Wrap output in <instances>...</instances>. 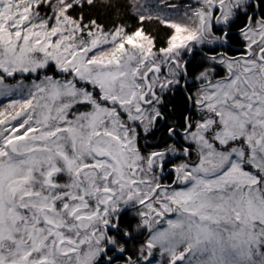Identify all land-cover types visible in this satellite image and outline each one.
Returning <instances> with one entry per match:
<instances>
[{
	"label": "snow or ice",
	"instance_id": "snow-or-ice-1",
	"mask_svg": "<svg viewBox=\"0 0 264 264\" xmlns=\"http://www.w3.org/2000/svg\"><path fill=\"white\" fill-rule=\"evenodd\" d=\"M0 98V264H264V0H0Z\"/></svg>",
	"mask_w": 264,
	"mask_h": 264
},
{
	"label": "trees",
	"instance_id": "trees-1",
	"mask_svg": "<svg viewBox=\"0 0 264 264\" xmlns=\"http://www.w3.org/2000/svg\"><path fill=\"white\" fill-rule=\"evenodd\" d=\"M131 24L132 21L130 20ZM146 31H151L154 36L158 38V43H162L165 38V30L161 26H157L155 22H152L146 27ZM7 103V101H1L0 104Z\"/></svg>",
	"mask_w": 264,
	"mask_h": 264
},
{
	"label": "rangeland",
	"instance_id": "rangeland-1",
	"mask_svg": "<svg viewBox=\"0 0 264 264\" xmlns=\"http://www.w3.org/2000/svg\"><path fill=\"white\" fill-rule=\"evenodd\" d=\"M1 101H6V100H5L4 98H0V102H1Z\"/></svg>",
	"mask_w": 264,
	"mask_h": 264
}]
</instances>
